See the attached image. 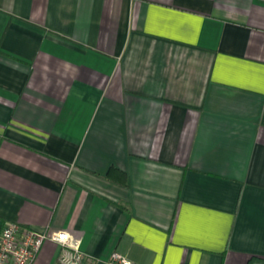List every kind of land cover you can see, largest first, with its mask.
I'll return each instance as SVG.
<instances>
[{"label":"crops","instance_id":"0c3cea01","mask_svg":"<svg viewBox=\"0 0 264 264\" xmlns=\"http://www.w3.org/2000/svg\"><path fill=\"white\" fill-rule=\"evenodd\" d=\"M9 221L82 264H264V0H0Z\"/></svg>","mask_w":264,"mask_h":264},{"label":"built area","instance_id":"2783aa9c","mask_svg":"<svg viewBox=\"0 0 264 264\" xmlns=\"http://www.w3.org/2000/svg\"><path fill=\"white\" fill-rule=\"evenodd\" d=\"M58 247L57 264H82L84 254L79 242L65 230H38L9 221L0 230V264H32L44 241ZM106 264H132L117 251L110 253Z\"/></svg>","mask_w":264,"mask_h":264}]
</instances>
